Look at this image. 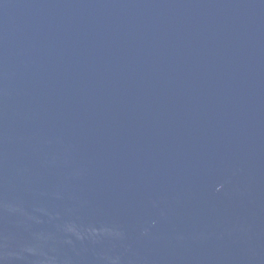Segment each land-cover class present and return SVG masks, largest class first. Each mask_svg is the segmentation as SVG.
<instances>
[{
  "label": "water",
  "instance_id": "95a60500",
  "mask_svg": "<svg viewBox=\"0 0 264 264\" xmlns=\"http://www.w3.org/2000/svg\"><path fill=\"white\" fill-rule=\"evenodd\" d=\"M0 264H264V0H0Z\"/></svg>",
  "mask_w": 264,
  "mask_h": 264
}]
</instances>
